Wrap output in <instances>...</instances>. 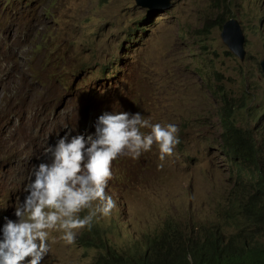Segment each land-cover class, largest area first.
<instances>
[{"label":"rangeland","instance_id":"rangeland-1","mask_svg":"<svg viewBox=\"0 0 264 264\" xmlns=\"http://www.w3.org/2000/svg\"><path fill=\"white\" fill-rule=\"evenodd\" d=\"M227 2L151 0L154 10L145 20L148 10L134 0H0V227L4 217H14L48 146L65 134L93 131L107 110L131 109L149 124L177 125L181 144L164 161L158 147L137 159L125 154L113 180L121 209L98 214L72 245L53 231L44 264H94L106 242L134 252L162 228L171 236L184 231L187 241L191 232L214 240L215 233L201 231L206 227L227 240L249 234L257 246L263 243L264 224H249L233 196L246 176L222 145L219 98L225 93L234 100L238 125L264 144V0L228 2L245 25V62L221 38ZM50 99L71 106L85 99L84 119L64 121L45 136L48 129L31 131L25 145L6 139L30 107L50 112ZM45 113L34 114L45 122ZM48 123L53 128L57 119ZM83 236L95 246H85Z\"/></svg>","mask_w":264,"mask_h":264},{"label":"clouds","instance_id":"clouds-1","mask_svg":"<svg viewBox=\"0 0 264 264\" xmlns=\"http://www.w3.org/2000/svg\"><path fill=\"white\" fill-rule=\"evenodd\" d=\"M226 1L230 2L231 0ZM228 2L226 5L228 15L221 21L223 28L221 38L228 47L223 38L225 25L232 20L237 21L245 35V57L242 58L234 54L229 47L228 49L242 62H245L248 55L245 25H242L240 20L235 17ZM148 12L152 11L148 10ZM260 65L264 72V59ZM219 99L221 101L220 126L223 112L227 108L232 109L236 122L234 100L225 93ZM254 101L255 97L253 96L251 103ZM86 102L85 99H81L78 104L71 106L63 104L58 99H50V104H52L50 112L34 111L40 115L45 113V122L41 128L48 130L42 136L57 133L59 125L64 121L80 123L85 117ZM80 106H82L81 115ZM50 119L58 120L57 125L53 128L46 127ZM236 124L241 128L237 122ZM146 127L150 128V131L142 132L141 129ZM178 131V126L172 123L149 124L142 118L139 111L129 109L118 112L107 110V112L99 114L91 132L78 130L76 133L60 136L54 145L45 149L47 158L33 166L30 174L32 178L24 188L25 195L14 208V217L3 218L4 222L0 227V264H44L45 258L51 251L50 236L53 231L60 233L59 240L67 245H72L76 241L79 230L86 227L91 230L92 222L98 214L108 217L116 206L121 209L119 196L113 192V180L117 174L119 160L125 154L137 159L142 153L158 147L159 159L164 161L167 157H172L181 144ZM246 131L252 134L250 130ZM252 135L254 136V134ZM221 141L233 159H239L242 163V166L237 169V173L243 172L246 176L243 179L244 188L235 187L233 196L241 205L246 216L243 205L260 188V169L264 166V144L256 139L255 145L259 151V159L257 158L255 162L258 167H256L251 160L237 154L232 148L226 147L222 133ZM37 154L38 150L32 152L31 156L34 160H36ZM20 162L21 158L13 168L16 169ZM132 171L133 169L129 170V177ZM11 178L13 182L18 181V176L15 174ZM241 179L242 176L238 175V180ZM249 190L253 192L250 193ZM83 212H87V214L81 216L80 214ZM119 216L125 217L122 214ZM251 223L261 224L260 221H251L249 224ZM166 231L169 233L167 229L162 228L157 233L158 237L160 238ZM201 231L216 233L206 227H202ZM178 232L180 233V229ZM243 232L246 230L243 229ZM179 233L175 236L169 234L180 243L182 241L179 239ZM181 233L185 236L184 231ZM193 235L196 233L192 234L191 232L189 238ZM244 236H249V234H245L239 239ZM154 239L157 238L152 237L151 239L150 236H146V242L138 246L136 250L146 249ZM207 239L212 238L205 240ZM239 239L233 240L237 241L235 245L242 246ZM81 241L85 246H95L94 243L87 241L86 236H83ZM244 243L256 247L262 245L257 246V241L251 237L247 238ZM101 246L105 248L104 252L113 248L108 242L101 243Z\"/></svg>","mask_w":264,"mask_h":264},{"label":"trees","instance_id":"trees-1","mask_svg":"<svg viewBox=\"0 0 264 264\" xmlns=\"http://www.w3.org/2000/svg\"><path fill=\"white\" fill-rule=\"evenodd\" d=\"M152 12H148L145 20ZM222 139L224 145L237 154L251 160L259 159L255 137L246 130L239 128L234 120V113L227 108L222 116ZM256 167L257 164L255 163ZM246 221H260L264 224V166L260 169V188L252 198L243 205ZM214 231L213 229H209ZM215 239L201 240L193 235L187 240L180 232L179 239L170 237L166 231L161 237L155 236L146 249L119 251L111 248L100 253L94 264H264V243L259 247L244 243L249 236L239 239L243 245L237 246V241L226 239L220 230H215ZM152 239V238H151ZM190 257V259H189Z\"/></svg>","mask_w":264,"mask_h":264},{"label":"bare ground","instance_id":"bare-ground-1","mask_svg":"<svg viewBox=\"0 0 264 264\" xmlns=\"http://www.w3.org/2000/svg\"><path fill=\"white\" fill-rule=\"evenodd\" d=\"M30 108L31 109H29L23 114V117L20 119L19 123L14 124L11 129L5 132L6 139L9 142L18 145H25L28 143V140L31 136L29 132L31 131L35 132L41 129L42 124L44 122L41 120L40 115L39 116L35 115L33 108L32 107ZM46 127L52 128L49 123L47 124Z\"/></svg>","mask_w":264,"mask_h":264},{"label":"water","instance_id":"water-1","mask_svg":"<svg viewBox=\"0 0 264 264\" xmlns=\"http://www.w3.org/2000/svg\"><path fill=\"white\" fill-rule=\"evenodd\" d=\"M135 3L141 8L148 9L153 11L151 6V0H134ZM163 3L168 4L170 0H162ZM170 6L167 5V7ZM223 38L225 43L231 49L234 54L239 55L240 57H245L244 44H245V35L239 26L238 22L232 20L225 25V30L223 32ZM264 67V65H263Z\"/></svg>","mask_w":264,"mask_h":264}]
</instances>
